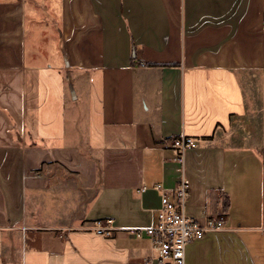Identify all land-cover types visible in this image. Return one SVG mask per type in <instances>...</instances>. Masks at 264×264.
Wrapping results in <instances>:
<instances>
[{
  "label": "crops",
  "instance_id": "0c3cea01",
  "mask_svg": "<svg viewBox=\"0 0 264 264\" xmlns=\"http://www.w3.org/2000/svg\"><path fill=\"white\" fill-rule=\"evenodd\" d=\"M181 134L187 213H228L186 264H264V0H0V264L153 255Z\"/></svg>",
  "mask_w": 264,
  "mask_h": 264
},
{
  "label": "built area",
  "instance_id": "2783aa9c",
  "mask_svg": "<svg viewBox=\"0 0 264 264\" xmlns=\"http://www.w3.org/2000/svg\"><path fill=\"white\" fill-rule=\"evenodd\" d=\"M164 143L175 150V158L181 165L180 176L172 187L162 183L155 185L160 191L161 203L153 222L145 227L131 228L132 233L147 236L153 250V255L134 264H186V250L190 242L228 229V213L225 210L205 219L191 216L186 211L191 182L185 170V155L198 146V140L181 134L166 139ZM87 225L105 236H114L116 232L112 218L94 219Z\"/></svg>",
  "mask_w": 264,
  "mask_h": 264
},
{
  "label": "trees",
  "instance_id": "16d2710c",
  "mask_svg": "<svg viewBox=\"0 0 264 264\" xmlns=\"http://www.w3.org/2000/svg\"><path fill=\"white\" fill-rule=\"evenodd\" d=\"M132 59H133V57H132Z\"/></svg>",
  "mask_w": 264,
  "mask_h": 264
}]
</instances>
